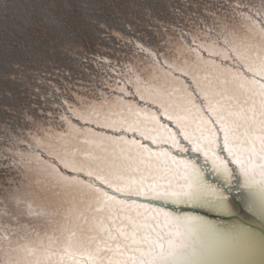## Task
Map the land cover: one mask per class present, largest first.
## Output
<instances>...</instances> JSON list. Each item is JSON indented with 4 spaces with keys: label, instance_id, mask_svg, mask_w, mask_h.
Instances as JSON below:
<instances>
[{
    "label": "rangeland",
    "instance_id": "obj_1",
    "mask_svg": "<svg viewBox=\"0 0 264 264\" xmlns=\"http://www.w3.org/2000/svg\"><path fill=\"white\" fill-rule=\"evenodd\" d=\"M240 2L250 4L258 3L259 0H240ZM220 5H224L230 13L240 11V17L246 16L257 20L255 9H237L234 0H0V165L4 164L6 168H9L5 172L0 171V180L5 176L23 177V173L31 171L29 166L39 167L48 164L38 161L43 158L41 154L36 156L37 158H33L26 146H32L29 148L44 152L46 156H49L50 161L58 159L56 161L58 164L67 166L63 157L60 154H55L57 151L54 153V149L51 151L45 147L48 145L47 142H44L43 148L36 145L37 143L42 145L41 142H38L41 140L40 133L50 132L46 125L47 121L55 123L65 120L61 118L64 117V113L60 110L69 107L70 103L68 104V102L76 94L72 89L74 91L81 90L83 85L86 89L83 87L81 93L77 92L84 94V97L90 96L88 90L93 87L95 90L102 89L103 92H111L110 95L140 102L151 109L154 108L151 106H160L155 98L146 97V94L137 87L139 85L132 77L138 78L144 82L142 84L150 88L149 91L151 90L160 98L187 106L186 111L190 112L189 116L192 114L193 117L190 119V123V121H184L182 118L177 119L174 115L166 114L164 110L159 109L160 114L174 120L175 126L182 131L183 129L191 131L198 128V121L202 115L198 110H195L193 101H191L193 105H184L182 97L172 99V95H166L163 87L164 81L154 80L156 77H160L161 73L158 71L153 72L156 73V77L148 79L151 67L154 66L148 57L157 53L158 60L166 68L184 72L185 68L197 63L198 59L190 55H186L184 58L180 52L178 55L179 53L175 51H183L181 50L183 48L186 54L189 53L188 49L191 47L188 45L191 42L200 50L220 59L221 63L227 62V53L224 50L220 49L214 53L212 49H206L214 47V43H216L212 36L215 34L211 31L212 23L218 22L219 18L233 20L227 17L231 14L225 13L219 7ZM234 15L236 14L234 13ZM261 15L264 17V14ZM212 17L214 20H211ZM236 17L238 16L236 15ZM157 20L164 25L165 23L171 26L175 25V28H172L174 31L168 33L170 37L166 38L165 34L158 36L159 32L164 31L166 27L159 29ZM201 21L202 24H200ZM225 25L232 27L231 23ZM156 26L159 30L156 34H152L153 30L157 29ZM196 27L199 30L201 28L202 31L207 29L208 34L205 35H210V37L200 36L195 32ZM149 28H151L150 31ZM231 35L234 36L235 33ZM220 39L221 43L225 42L222 37ZM170 41L176 48H170ZM210 41H214V43H210ZM218 53H222V55H218ZM142 65L146 72L140 69ZM180 66H185V68ZM248 71L252 72L251 75H255L254 70L248 69ZM251 75H248L249 79H254ZM255 76L262 77V75H258V72ZM112 86L117 88L113 87L112 89ZM120 88L127 89L129 93L124 95V91ZM115 89L117 91H114ZM136 89H139V93H134ZM183 89H187V86L185 85ZM189 93L193 95L199 91L192 88ZM142 99L149 101L150 105L144 103ZM58 105L64 107L60 108ZM52 108L57 110H52ZM31 116L36 118V121L40 118L39 125L34 124L39 127V131L32 125ZM77 116L73 117L76 121L79 118L80 121L77 122L80 124L77 123V125L82 127L90 125L84 124L88 122L85 120L86 115L77 114ZM54 118L55 120H52ZM75 120L72 121L76 124ZM184 124L186 127L182 126ZM5 131L8 132L6 136L3 134ZM32 159V162L28 161ZM49 165L55 166L51 163ZM75 170H79V168H75ZM0 183H4L1 185L2 190H9L5 182L0 181ZM40 202L44 203L45 201L41 199ZM13 206L15 207V204ZM27 217L39 243L51 248L55 247L56 244L50 239L54 236L60 241V244L56 245L57 247L68 245V242L57 235L55 226L43 229L40 227L42 222L40 223L39 218L37 220L36 216L32 214H28ZM46 224L50 223L43 225ZM3 239L4 237H0V242ZM32 246L36 248L34 245ZM4 248L0 243L2 255L0 264H11L14 260L11 258L12 253H8V251L2 253ZM40 251L50 253L45 248ZM57 254L63 255L62 251ZM20 257L22 256L17 258L18 264H27ZM57 261L54 260L53 263Z\"/></svg>",
    "mask_w": 264,
    "mask_h": 264
},
{
    "label": "snow or ice",
    "instance_id": "obj_2",
    "mask_svg": "<svg viewBox=\"0 0 264 264\" xmlns=\"http://www.w3.org/2000/svg\"><path fill=\"white\" fill-rule=\"evenodd\" d=\"M219 7L228 12L224 5ZM235 7L264 14V0L250 4L237 0ZM259 67L264 69V58ZM200 87L198 128L177 133L170 143L143 137L89 139L102 153L83 157L87 168L59 169L55 185L46 180L54 190L60 181L66 182L59 190L56 215L63 220L67 246L82 253L62 256L56 264H183L192 258L184 229L160 202L189 196L205 170L228 176L234 167L264 182V77L249 83L216 74L202 78ZM110 105L101 100V106ZM68 106L74 115L83 109L84 115L100 120V114L87 107ZM65 136L78 139L70 133ZM20 195L23 202L36 193L25 190ZM50 239L60 244L54 236Z\"/></svg>",
    "mask_w": 264,
    "mask_h": 264
},
{
    "label": "bare ground",
    "instance_id": "obj_3",
    "mask_svg": "<svg viewBox=\"0 0 264 264\" xmlns=\"http://www.w3.org/2000/svg\"><path fill=\"white\" fill-rule=\"evenodd\" d=\"M234 1H236L237 3V0ZM239 12L232 11V13H230V11H228L227 13L231 15H228L227 17L230 18L231 20L233 19L232 21L223 20L219 18L218 22H214L211 25L212 26L211 31L215 33L212 36L216 40V43H214V41L213 42L210 41V43H214L215 45L214 47L211 46L206 49H212L214 53H216V51H220V49L224 50L227 53V58H228L227 62L221 63L220 59L216 58L215 56L205 51L200 50L196 46L190 45L191 43L190 42L188 45L191 47V49H188L189 53L186 54V51L183 48L181 49L183 51L176 50L175 52L177 53L180 52L182 54V57L184 58L186 55H190L191 57L198 59L197 63L191 64V66L188 68H185V66H180L185 68L184 69L185 73H184V72L173 71L171 69L166 68L165 65H163L162 62L158 60L157 53L156 55L155 54L151 56L149 55L148 58L152 60L154 66L151 67V72L150 74H148L150 75V77H148V79L150 80L152 77H156V73L153 72L156 71L160 72L161 73L160 77L162 78L156 77V79L154 80L164 81V86H163L164 93H166V95H172V99H174V97H182V99H184V105H193V103H191V101H193L194 102L193 106L195 110H198L200 112V104H201L200 102H202V97H203V93L200 87L202 78L219 74V75L234 77L249 83H253L254 79H249L248 77V75L252 72L251 71L249 72L248 69L254 70L255 72L253 73L255 75L256 72H258V75H262V77H264V69H261L259 67L261 59L264 58V38H263L264 17H262L263 15H259L257 17V20L252 19L251 17L247 18L246 16L240 17L241 13ZM234 13L238 17H236ZM211 20H214V17H212ZM229 23H231L232 27L225 25ZM249 25L251 28L249 27ZM232 28L233 30L234 29H238V30L235 32L232 30ZM197 30H199V28L197 29L196 27L195 32H197L200 36L210 37V35H205L208 34L206 32L207 29L205 31H202L201 28L199 31ZM171 32H172L171 29L166 28L164 31L163 30L162 32L160 31L158 36L159 35L162 36L163 34H165L167 35L166 36L167 38L170 37V35L168 36V33ZM233 33H235L234 36L231 35ZM220 37H222L223 40H225V42L221 43ZM258 38L259 40H257ZM205 39L203 40L205 41ZM170 43H168L170 44V48L173 49L176 48V46L173 47L174 45L173 42L170 41ZM164 47L166 48L167 46ZM162 51L164 50L162 49ZM180 53L178 55H180ZM218 55H222V53H218ZM190 56L188 57L190 58ZM140 67H142L140 69L143 71L144 65ZM132 78L138 83L139 86L137 85L136 86L146 94V97L152 96V98H155L160 103V106L157 107L158 110L159 109L164 110L166 114L170 113V115H174L175 117H177V119L182 118L184 121L186 120L190 121V119L193 117L192 114L191 116H189L190 112L186 111V109L188 108L187 106H181L180 104L174 103L169 99L165 100L160 98L157 94H154L151 90L149 91L150 88L147 85L142 84L144 83L142 80L134 77ZM69 83L71 82L69 81ZM153 83L155 82L153 81ZM185 85L187 86V89H183ZM83 87L84 85L81 87V90L74 91L72 89L73 93L76 94L72 98V100L68 102V104L70 103L72 107L78 110L81 109L82 107H87L89 111H92L94 113H99L100 120L97 121L94 118L86 115L87 117L85 118V120H87L88 122L84 124H90V125L82 127L77 125V123L76 124L73 123L75 118L78 117L77 114L74 115L69 109V107L67 109L61 107L63 109L60 111L64 113L63 116L67 117L68 120H63V122L58 121L55 123H51L47 121L46 125L48 131L50 132L48 133L44 131V133H40L39 137L41 138V140L38 142L39 143L41 142L42 145L38 143L36 145L38 147L43 148V145H45V143L47 142L48 145H45V147L46 148L48 147L49 149H51V151H53L54 149V153L55 151H57L55 154L58 155L60 154V156L63 157L64 161H66L67 166L58 164L56 162L58 159H55L54 161H50L49 156H46L44 152L34 150L33 148H29L32 146H26L30 154L32 153L33 158L41 154L43 158L38 159V161H44L47 162L48 164H44L39 167L29 166V168H31L30 169L31 171L27 173H23L22 174L23 177L15 178L13 176H9V177L5 176L2 178V180H0L1 182H5L7 184V187H9V190H5V189L2 190L1 185H3L4 183H0V210H1L0 237H7V239H3V241L0 243L5 247L2 253H4L5 251H8V253H12L11 258H14V260L12 261L11 264H18L17 258L19 256H22L20 257V259H24L27 262V264H56L53 263V261L59 260L62 256L65 259H67L68 254H72V255L82 254L81 252H78L74 246L65 245L64 247H62L63 245H60L57 247L55 245V247H52L53 248L52 249L50 246H44V244L39 243L37 237H35V234L33 233L32 227L29 223V220L27 219L28 218L27 215L28 214L35 215L37 220L39 218L40 223L42 222L40 227H42L43 229H48L52 225L55 226L57 228L56 229L57 235L62 240H65L67 242L64 234L65 226L63 220L62 218H58L56 215L57 207H58L57 197L59 195V190L62 189L64 186H66V182L60 181V188L57 190L52 189L50 186L55 185L57 180L60 179L58 175L59 169H64L68 172L78 171L75 170V168H79V170H83L89 166L88 160L84 159L83 157H85L86 155H100L102 153L101 147H97V145L94 143L93 144L88 143L89 139L93 141L111 140V139H115L117 136H121L127 139H133V138L137 139L136 137L131 136L132 133H135L138 137L155 138L158 142L160 141L168 142L171 139L173 140L172 132H170L167 129L166 125H164L159 121L158 119L159 115H157L158 111H155L154 108L151 109L145 106L144 104H141L140 102L137 103L130 100H126L119 96L110 95L111 92L106 93L103 92L102 89L95 90L93 87H90V90H88L90 96L84 97V94H80L81 91L85 88ZM113 87L116 86H112V89ZM192 88L196 90L198 89L199 91V93L197 94L193 93L194 97L193 95H191V93H189V91H192ZM120 89L124 91V95L125 93H129L127 89L124 88H120ZM139 89H136L134 93H139ZM77 91H80V93ZM114 91H117V89H115ZM70 93L72 92L70 91ZM189 97H192V99H189ZM101 100L107 101L111 105L109 107H103L101 106ZM142 101L150 105L149 101H145V99H142ZM185 101H187L188 103H186ZM52 110L56 111L57 109L52 108ZM58 113L60 112L58 111ZM83 113L84 110L81 109L80 113L78 114H83ZM200 114L202 115L201 112ZM163 117L165 116L163 115ZM42 118L45 119V117ZM165 118L170 120L173 125L176 124V122L171 118L169 117H165ZM35 119L36 118L32 117L33 120L32 125L34 124L39 125L38 120H40V118L37 121ZM52 120H55V118ZM77 121H80L79 118ZM120 121L123 122L121 123ZM185 124L182 126L186 127L187 124L186 125ZM193 124L195 123L193 122ZM37 125L36 126L34 125V128L38 130L39 127H37ZM4 129L7 128L4 127ZM179 130L182 131V129ZM107 131L117 132L118 135L113 133L110 134ZM186 131L189 130L183 129L181 134H184ZM65 133H70L71 135L78 137V139L76 138L68 139L66 138ZM3 134L4 136H6L8 132L5 131L3 132ZM28 161L32 162L33 159ZM49 163L54 164L55 166H51L49 165ZM27 175H29L30 177H28ZM251 178L252 177H248V179ZM46 180L50 181L51 185H48ZM87 183L89 184L91 183L90 178L87 179ZM86 186H87L86 184L81 185V187H86ZM25 190H29V191L34 190L36 193V195L34 196L35 199H32L31 201L21 202L22 196L20 194ZM41 199H43L45 202L41 203L40 202ZM13 204H15V207L13 206ZM48 222L51 225L50 224L43 225L44 223H48ZM180 222L182 224V222L185 221H180ZM194 224H195L194 227H192L193 226L192 221H189L186 224V226L182 224V227L185 232L186 241H188L187 244H189L190 251L192 250L191 251L192 258L188 261L183 262V264H194L198 257H200L202 261H204L205 258L207 257L204 254L200 255L199 253L201 252L198 253L199 255L193 252L191 241L193 237L198 235L197 233L199 232L200 229L198 225H196V223ZM73 244H75V241L73 242ZM32 245H34L37 249L34 248ZM43 248H45L47 251H50V253L46 251H40ZM59 251H62L63 255L57 254V252ZM0 257H2L1 253H0Z\"/></svg>",
    "mask_w": 264,
    "mask_h": 264
},
{
    "label": "water",
    "instance_id": "obj_4",
    "mask_svg": "<svg viewBox=\"0 0 264 264\" xmlns=\"http://www.w3.org/2000/svg\"><path fill=\"white\" fill-rule=\"evenodd\" d=\"M157 24L159 29L175 28V25L171 26L168 23ZM158 27L153 30L154 34L159 30ZM190 45L195 46L193 43ZM151 107L158 111L157 107ZM157 115L159 121L172 132L173 139L177 133L181 134L182 131L159 111ZM75 122L79 123L76 120ZM107 132L118 135L117 132ZM131 136L142 139L135 133ZM170 142L172 139L168 142L160 141ZM7 168L4 164L0 165L2 172ZM193 186L194 189L189 196H180L160 203L163 204L162 210L169 212L179 221H185L182 222L184 226L192 221V227L196 223L200 228L198 235L191 241L193 252L195 254L201 252L200 255L204 254L207 257L204 261L198 257L194 264H264V182L254 178L248 179L233 167L228 176L222 172L213 174L205 170L194 181Z\"/></svg>",
    "mask_w": 264,
    "mask_h": 264
}]
</instances>
